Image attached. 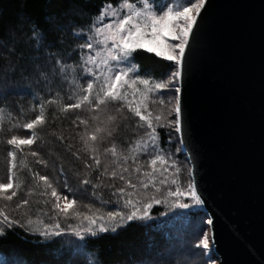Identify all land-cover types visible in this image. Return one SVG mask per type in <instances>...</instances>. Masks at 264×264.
<instances>
[{
	"label": "snow or ice",
	"instance_id": "snow-or-ice-1",
	"mask_svg": "<svg viewBox=\"0 0 264 264\" xmlns=\"http://www.w3.org/2000/svg\"><path fill=\"white\" fill-rule=\"evenodd\" d=\"M207 3L208 0H188L183 7L169 6L161 11L154 10L150 0H135V2L122 0L119 7H114L112 3H105L99 15L95 16L90 24H81L79 31L73 30L77 26L76 21L61 24L57 22L58 17L55 14L48 17L60 31L70 33L76 41H83L78 43L79 51L74 63H68L67 60L73 58L77 49H58L48 53L51 58L59 57L54 60L53 73L58 71L65 77L71 74L73 83L78 89L72 97H69L75 102L62 106L63 110L84 107L103 112L111 105H120L115 109L116 112L119 113L121 108L126 107L128 112L139 118L138 127L143 129V136L136 142L135 147L128 149L125 153H118L115 145L105 148V153H110L112 159L110 163L105 161L102 165L96 142L103 137L96 134L89 136L85 133L81 139L85 150L90 154L89 159L92 163H89L88 159L83 161L84 172L77 174L82 175L83 178L78 183L82 188L91 185L92 195L99 200L100 207L84 205L87 211L75 210L76 199L61 196L49 181L48 176L37 175V180L43 182L46 189L51 190L50 195L55 200L52 207L55 211L51 214L44 212L33 218L29 211H22L18 216H10L0 210V237L5 235L6 230H13L17 226L24 232L38 235L45 240L62 237L65 238L62 244L68 243L72 246L63 254L74 261H80L92 254L89 247L91 238H96L100 234L116 233L118 229L126 227L130 222L154 219L152 215L154 206H163L166 209L160 215H167L168 212L176 209H196L201 212L205 210L206 201L198 189L194 169H188L186 183L181 185L176 178L180 169L176 167L175 160H172V164L169 165L168 161L172 157L162 154L158 129L169 130V141L175 134H181L184 131L181 82L188 64L187 53L191 50V42L196 39V34L200 30L202 12ZM106 18L107 22H105ZM38 37L40 47H48L44 36L38 34ZM138 50L171 62L170 71L166 77L155 81L143 78L137 72L136 63L133 62L134 54ZM164 91L169 93L167 110L163 115H153L148 108L149 98L154 94H162ZM54 102H41L38 105L39 114L23 127L33 130L43 125L45 103ZM160 103L163 104L164 101L161 100ZM77 119L79 120V117ZM79 122L85 123L84 120ZM99 131L100 129H96V132ZM109 135H111L110 132ZM36 139L38 138L33 133L25 138L13 136L7 143L16 149H21L22 146L33 145ZM139 153H145L151 157L147 160L150 170L141 172L143 166L139 163ZM8 155L11 157L14 153L9 152ZM31 156L38 157V153L32 151ZM129 159L132 165H135L134 168L128 165ZM36 163L46 164L39 158ZM170 168L172 172L169 176ZM93 171L98 173L95 176V182L91 178ZM133 173L137 174L136 182H133ZM107 176L112 178V182L104 183V178ZM117 180L122 182V186L114 183ZM63 186L68 188L66 180ZM101 188L110 190L108 199L101 198L95 191ZM150 188L154 190L151 194L147 191ZM10 189H14L11 168H9L7 182L0 183V196L7 201L17 196L15 190H12L10 195H4ZM69 191L72 189L69 188ZM61 200L64 201L63 204L60 203ZM28 204L29 201L23 199L16 208L20 209ZM105 205H115V207L112 210H104ZM69 209H73L71 214ZM203 225L213 226L211 215H208L206 220L202 219L200 226H196L193 222L189 223L187 231L190 239L186 249L171 248L166 255L171 257L175 253L186 260H191L203 254L207 256L205 264H210L213 257L208 256V253L212 251L214 234L210 236ZM0 264H26V262L13 251L11 255L0 252ZM88 264H92L90 259Z\"/></svg>",
	"mask_w": 264,
	"mask_h": 264
},
{
	"label": "trees",
	"instance_id": "trees-1",
	"mask_svg": "<svg viewBox=\"0 0 264 264\" xmlns=\"http://www.w3.org/2000/svg\"><path fill=\"white\" fill-rule=\"evenodd\" d=\"M120 2L122 0H0V183L7 182L11 168L14 189L7 193L17 192V196L6 204L0 200V210L6 214L18 216L20 212L31 209L35 218L40 214L39 210L50 206L49 189L37 180V175L48 176L53 186L60 188H56L57 191L61 190L63 194L68 191L63 186L65 180L68 187H79L82 175L77 174L84 172L83 161L88 159L92 163L81 139L85 133L103 137L99 141L106 143L104 149L114 143L125 152L129 145L142 137L139 136L143 132L138 127L139 118L128 112L126 107L119 113L115 109L120 105H111L103 112L84 107L63 110L62 106L75 102L69 97L78 89L71 74L65 77L58 71L53 73L54 60L59 57L48 56L49 52L58 49H77L73 58L67 60L74 63L79 51L78 43L83 42L56 28L48 19L51 14H55L61 24L76 21L77 26L73 30L79 31L81 24H90L99 15L105 3L119 7ZM38 34L44 36L48 47H40ZM133 62L137 65V72L150 81L165 78L170 71L171 62L143 50L134 54ZM166 94L169 95L168 92ZM46 101L55 102L45 103V123L33 130L25 129L23 125L39 114L38 105ZM77 117L85 123L81 124ZM96 129L100 131L96 132ZM168 131L158 129L163 153L180 142L179 134L169 141ZM33 133L38 139L31 146L16 149L7 143L13 136L25 138ZM32 151H36L38 157L31 156ZM9 152L14 155L10 157ZM182 152L185 155L183 147ZM37 158L46 164H37ZM185 160L189 165L186 155ZM97 174L93 171L91 178L94 182ZM109 179L110 176L105 177L104 183L110 182ZM99 192H106L105 198L110 197L107 188H101ZM23 199H27L29 204L17 209L16 205ZM163 212L164 208L155 207L152 211L154 219L149 222H130L116 233L91 238L89 247L92 254L80 261L63 254L72 247L68 243L62 244L64 238L45 240L24 232L18 226L6 230L0 237V252L11 255L14 251L26 264H88L89 259L92 264H189L190 260L181 255L173 253L168 257L166 253L171 248H187L189 223H194L205 213L198 211L186 216L167 217L160 215Z\"/></svg>",
	"mask_w": 264,
	"mask_h": 264
},
{
	"label": "water",
	"instance_id": "water-1",
	"mask_svg": "<svg viewBox=\"0 0 264 264\" xmlns=\"http://www.w3.org/2000/svg\"><path fill=\"white\" fill-rule=\"evenodd\" d=\"M182 80L184 154L217 264H264V0H208Z\"/></svg>",
	"mask_w": 264,
	"mask_h": 264
},
{
	"label": "rangeland",
	"instance_id": "rangeland-1",
	"mask_svg": "<svg viewBox=\"0 0 264 264\" xmlns=\"http://www.w3.org/2000/svg\"><path fill=\"white\" fill-rule=\"evenodd\" d=\"M150 2L153 4L154 10L161 11V10H166V8L169 7V6L174 7V8L183 7V6H185L188 3V0H162V2L161 1H157V0H150ZM105 22H107V18H106ZM166 93H167V91H164L162 94H154V95L150 96V98H149L150 101L148 102V108L149 109L152 108V110L150 109L149 111L152 112L153 115H156V114L163 115V113L166 112V110H167V99H168V95ZM161 100L164 101L163 104L160 103ZM153 101H155V102H153ZM139 136H143V132L139 133ZM103 141L104 140H102V142L99 141L98 146H96V147L99 148V151H100V159L102 161V165H103V163L105 161L110 163L111 159H112L110 153H107V154L105 153L104 144H106V143L103 144ZM113 145H114V143L112 145H110V146L112 147ZM135 145H136V142L131 144V146L129 145L127 148L131 149V148L135 147ZM107 148H108V146H107ZM127 150H126V152H127ZM117 151H118V153H124L125 152L124 150L121 151L119 148H117ZM162 154H164L165 156H171L172 157V159L168 161L169 165L172 164V160H175L176 167L180 169V171L176 174V178L180 181L181 185H184L186 183L187 172H188V169L190 168V166L188 165V163L185 160V155H183L182 144L180 142H177L176 145L174 144V146H172V148H170L168 151H166L164 153L162 152ZM153 155H155V154H153ZM150 158L151 157L148 156L145 153H139V163L143 166L141 168V172H143L144 170H150L148 165H147V160L150 159ZM128 165H131L133 168L135 167V165H132L131 159L128 160ZM158 167H159V165H158ZM101 170H102V168H101ZM171 172H172V169L170 168V171H169V174H168L169 176L171 175ZM136 176H137V174H135V173L132 174L133 182H136ZM82 178H83V176L80 177V179H82ZM109 180H110V182H112V178L111 177H110ZM114 183H116L117 185H121L122 186V182H120L118 180L114 181ZM77 187L71 188L69 186L68 188H65V189L68 190L66 194L61 193L62 192L61 190L59 191L60 193L58 191L57 192L61 196H67L68 199H76L77 200V205H75L74 208L77 211H87V209L84 208V205H92L93 207H100L99 200H97L92 195L93 189H92L91 186L88 185V186H84L83 188L82 187H78L77 188ZM172 187L174 188L175 186L173 185ZM56 188H59V187H56ZM69 188H71L72 191H69ZM99 190L100 189H96L95 191H97L100 194L101 198L108 199V198H105V196H107L106 192H105V194L104 193L101 194L99 192ZM147 191L149 192V194H151L154 190L150 188ZM49 192H51L50 189H49ZM4 195H10V194L5 193ZM0 200L4 204L9 202V201L5 200L3 196H0ZM54 202H55L54 198L51 197L50 206L45 208L44 210H39V213L42 214L44 212H47V213L51 214V212L55 211L53 209V207H52ZM60 203L63 204L64 201L61 200ZM114 207H115V205H105L104 206V210H112ZM155 207L164 208L163 206H154V208ZM153 209H152V211H153ZM25 211H29L32 214L31 209H26ZM72 211H73V209H69V213L70 214H71ZM165 211H166V209H165ZM198 211L199 210H196V209H192V210L176 209L173 212H168V214L166 216L167 217H169V216L180 217V216H183V215L186 216L190 212L196 213ZM202 219L206 220L207 219V215L206 214L203 215L200 219L197 218V220L194 222V224L196 226H200ZM149 221H151V220H148V222ZM142 222H147V221H142ZM180 225H182V224H180ZM203 227H204L205 230H207L209 232V235L211 236L210 227L207 226V225H203ZM53 238H55V237H53ZM211 248H212V251L208 253V256H212L213 260H212V262H210V264H217L218 262H217V260L214 257L212 244H211ZM206 260H207V256H204L203 254H201L199 257H195V258L191 259L189 264H205Z\"/></svg>",
	"mask_w": 264,
	"mask_h": 264
}]
</instances>
